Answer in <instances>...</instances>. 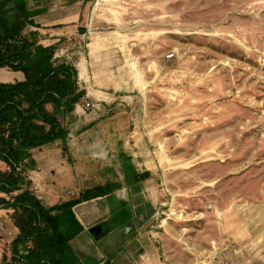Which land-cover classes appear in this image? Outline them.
<instances>
[{
  "label": "rangeland",
  "instance_id": "obj_1",
  "mask_svg": "<svg viewBox=\"0 0 264 264\" xmlns=\"http://www.w3.org/2000/svg\"><path fill=\"white\" fill-rule=\"evenodd\" d=\"M86 25L55 48L87 83L61 122L92 180L56 193L119 189L74 207L80 263L264 264V0H95ZM121 202L129 230L107 259L97 243ZM10 213L0 209V263L17 233Z\"/></svg>",
  "mask_w": 264,
  "mask_h": 264
},
{
  "label": "trees",
  "instance_id": "obj_2",
  "mask_svg": "<svg viewBox=\"0 0 264 264\" xmlns=\"http://www.w3.org/2000/svg\"><path fill=\"white\" fill-rule=\"evenodd\" d=\"M34 16L26 0H0V68L23 74L22 81L0 82V209L11 212L17 230L0 264H81L71 244L84 231L74 207L108 197L119 185H98L50 207L29 189L31 151L57 140L65 149L69 131L61 121L85 95L75 67L57 62L55 47L40 44L36 32H25L36 27ZM126 167L130 185L139 182L141 176ZM126 208L121 202L111 211L115 230L128 227Z\"/></svg>",
  "mask_w": 264,
  "mask_h": 264
},
{
  "label": "crops",
  "instance_id": "obj_3",
  "mask_svg": "<svg viewBox=\"0 0 264 264\" xmlns=\"http://www.w3.org/2000/svg\"><path fill=\"white\" fill-rule=\"evenodd\" d=\"M94 2L95 0H26L29 10L35 13L33 21L36 24V27H27L25 32H36L39 43L43 46L56 47L59 43H74L79 40H83L87 33V30L85 29L87 26L86 22L89 18ZM56 53L57 49L55 48L54 59L57 62H64L75 67L73 63H69L68 58L67 61L59 60L60 56ZM75 69L78 76V86H80V89L86 91L87 83L83 79L84 77L82 78V73L79 72L78 68L75 67ZM0 70L1 82L12 83L23 80V74L21 72H18V75L15 76L13 80H10L9 77H7L10 70L7 68H0ZM77 107L78 104H76L75 109L71 114L72 116L75 112H77ZM71 138L72 140L75 139L74 136L68 133L66 141H69ZM66 141L65 145L67 144ZM66 150H68V148H63L62 141L57 140L31 151V157L35 166L28 170L26 174L31 182L30 190L44 205L46 203H53L51 206H54L61 202L70 200L71 197L66 198L64 194L62 195V198L57 196L56 188H58V183H60L61 188L71 186L86 187L91 185L90 180H92V166L89 164H92V160L88 159L89 155L84 150L80 153L70 150L69 153L66 154ZM69 158L71 161H74L73 165L76 163L74 160L76 158H79L78 163H82L81 166H83V168L79 167L76 169L77 171L79 170L78 174L76 173V170L74 171V167L70 164V168L66 166ZM50 181L52 182L51 186L53 189L50 187V184H48ZM46 190L49 192L52 190V194L54 193V195L48 196V194H46ZM67 194L73 193L67 192ZM55 198L57 200H55ZM87 202H82L77 206H83ZM107 213V215H109L111 212L108 210ZM78 220L82 224L81 220ZM83 228L85 231L84 226ZM84 231L79 236H81Z\"/></svg>",
  "mask_w": 264,
  "mask_h": 264
},
{
  "label": "water",
  "instance_id": "obj_4",
  "mask_svg": "<svg viewBox=\"0 0 264 264\" xmlns=\"http://www.w3.org/2000/svg\"><path fill=\"white\" fill-rule=\"evenodd\" d=\"M128 230V227L117 229L98 243V246L107 259H110L118 251L123 244V236Z\"/></svg>",
  "mask_w": 264,
  "mask_h": 264
},
{
  "label": "built area",
  "instance_id": "obj_5",
  "mask_svg": "<svg viewBox=\"0 0 264 264\" xmlns=\"http://www.w3.org/2000/svg\"><path fill=\"white\" fill-rule=\"evenodd\" d=\"M172 56H173L172 54L171 55H168L167 58L170 59V58H172ZM86 106L88 107L89 104H86Z\"/></svg>",
  "mask_w": 264,
  "mask_h": 264
},
{
  "label": "flooded vegetation",
  "instance_id": "obj_6",
  "mask_svg": "<svg viewBox=\"0 0 264 264\" xmlns=\"http://www.w3.org/2000/svg\"><path fill=\"white\" fill-rule=\"evenodd\" d=\"M112 233H113V232H112ZM109 235H110V234H109ZM107 236H108V235H107ZM107 236H105V237H107ZM105 237H104V238H105ZM98 243H99V242H98ZM98 243H97V244H98Z\"/></svg>",
  "mask_w": 264,
  "mask_h": 264
}]
</instances>
